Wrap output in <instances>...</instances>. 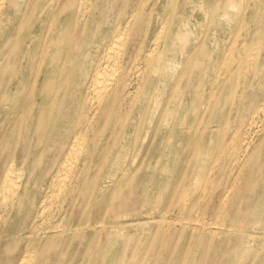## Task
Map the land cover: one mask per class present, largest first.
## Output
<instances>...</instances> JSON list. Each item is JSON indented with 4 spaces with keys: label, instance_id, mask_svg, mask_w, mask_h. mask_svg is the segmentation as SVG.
I'll return each mask as SVG.
<instances>
[{
    "label": "bare ground",
    "instance_id": "1",
    "mask_svg": "<svg viewBox=\"0 0 264 264\" xmlns=\"http://www.w3.org/2000/svg\"><path fill=\"white\" fill-rule=\"evenodd\" d=\"M111 1L116 9L112 23L99 29L97 22L103 27L101 16ZM143 7L134 0H0V264H157L166 254L173 264H183L184 253L173 243L149 244L148 236L168 238L186 229L196 233L201 220L183 218L179 207L172 210L171 218L148 206L142 211L134 198L139 186L145 198L151 196L149 176L155 153L144 142L158 115L166 119L159 127L165 128L163 136L168 140L162 171L173 169L177 152L171 119L177 110L173 95L180 77L174 78L179 60L173 46L182 31L165 16L153 17L151 22ZM234 7L229 0V61L237 52L242 56L249 29L255 33L249 24L230 20ZM222 27L227 32V26ZM91 29L112 33L90 50L85 42ZM257 31L264 48V26ZM143 32L155 33L147 39L145 68L135 46L139 37L133 35ZM161 42L164 50L173 48V53L161 50L155 55ZM252 57L260 59L261 53ZM230 65L223 58V69L212 75L208 107L223 90L227 100L233 96L237 87L229 81ZM260 72L257 91L245 95L241 120L230 126L235 131L229 137V152L238 154L236 161L244 160L238 163L240 183L227 189L226 198L247 191L246 187L264 193V169L262 175L259 171L256 178L251 176L256 162L264 160V70ZM138 98L143 109L132 118L136 122L130 119L138 124L124 133ZM207 120L206 129L212 123ZM62 122L66 132L48 152L51 128ZM33 124L42 129L37 135L40 142L49 139L39 152L40 160L49 161L40 178L44 190L33 186L34 167L29 161H37L38 156L20 150ZM142 127L146 133L138 149L137 129ZM156 158L161 159L159 153ZM37 192L44 193L31 198ZM252 205L253 222L247 225L259 231L253 236L245 229L248 233L242 237L250 254L247 264H264V195ZM158 218L167 223L150 232ZM212 224L206 223L211 235L223 233L226 240L231 234L229 228ZM194 246L190 264H203V253L199 260L197 243ZM143 249L142 256L152 257L150 262L135 258ZM226 249L233 262L234 249L229 250L228 244Z\"/></svg>",
    "mask_w": 264,
    "mask_h": 264
},
{
    "label": "rangeland",
    "instance_id": "2",
    "mask_svg": "<svg viewBox=\"0 0 264 264\" xmlns=\"http://www.w3.org/2000/svg\"><path fill=\"white\" fill-rule=\"evenodd\" d=\"M134 1L145 4V7H143L144 12L149 13H144V15L151 14V22L153 17L155 19L157 16H165L170 25L177 23L182 31L180 38L173 46L179 60V67L174 78L180 77L177 93L173 95V104H177V110L171 119V126L175 131L174 136L171 135V137L174 139L175 142L173 143L177 149L176 159L170 172L162 171V160L168 140L163 136L167 134L165 128L159 127V125H163L162 123H166V119H161L162 116L158 115L154 119L153 126H151L144 142V146L148 147L150 145L151 151L155 153L152 158L151 172L153 174L149 176L151 196L145 198L143 188L139 186L134 198L137 200L138 209L142 211L148 206L156 212L161 210L160 214L162 216L170 217L172 216V210L179 207L182 209L183 218L191 219L195 217L201 220V226L196 233L186 229L177 231L175 235H170L168 238L160 234L153 237L152 240L148 236V243L154 245L173 243L177 251L184 253L183 264H190L196 243L199 260L203 253V264H226L228 262L229 264H247L250 254L246 251L248 245L244 243L242 237L248 233L245 229L252 231L251 235L253 236L259 231L258 228L247 225V223L253 222L252 213L254 208H252V203L264 193L258 195L257 191L249 192L248 187H246L247 191H240L231 199L226 198L227 189L234 182L240 183V165L238 163L240 160H244L241 157L238 159L239 161H236L238 154H235L234 151L229 152V137L234 136L235 131L230 126H235L241 120V113L246 107L247 98L245 95L248 92L255 93L257 91L259 78L257 74L264 70V48L258 43L261 31H257L264 26V0H233L236 7L231 11L230 20L235 24L243 22L249 24L251 29L255 30V33L250 29L249 32L247 31L248 43L241 49L242 56H239L237 52L231 61H229V0ZM115 11V5H112L111 1L107 13L101 16L103 27H100V22H97L96 27L99 29L110 27ZM222 26H227V32L224 31L223 28L225 27ZM92 31L93 29H91L85 42V45L90 46V50L95 47L94 45L99 40H102L103 37L107 38L112 33L102 32L101 30L99 32ZM133 35L139 37L135 42V46L136 49H139L142 56L140 57L141 64L145 68L146 65L142 63V58L150 48L147 39L151 40L155 33L143 32ZM242 40L244 41V39ZM161 50L167 52V50H164L162 42L155 55H158ZM171 50H168V55L173 53ZM257 53H261V57L255 60L252 54ZM223 58H226L228 66L229 62L231 63L229 68L232 70V76L229 81L232 84L234 82L237 88L233 89V96L229 100L225 98L226 91L223 90L215 103L208 107L209 103H207L206 98L211 92V78L212 75H215V71L223 69ZM76 77H78V74ZM76 98H73V103L76 102ZM139 99H137L130 112L129 122H126L127 126L122 129V132L125 131L124 133L131 130L132 124H138V122L134 123L136 121L132 118L137 116L140 107L143 109ZM130 119L134 122H131ZM207 119H210L212 123L206 129L205 127L209 124ZM78 121L74 123L76 127L79 125ZM60 124L58 127L51 128L54 133H51L50 140H47L49 144L47 141L40 142L37 135L38 131L41 132L42 129L34 124L28 128L26 138L20 142L22 152L32 157L38 156L37 161H29L34 167V188L37 186L41 188L40 190L45 189L40 178L42 172H44L42 167L49 161L40 160L41 153L39 152L46 143L48 152L55 148L57 144L55 139L59 141L61 135L66 132V123L62 122ZM176 124H178V127ZM47 128L46 131L50 133L49 126ZM117 129L120 130L119 126ZM110 131L111 129L107 128L106 134L110 135ZM137 131L139 132L137 139L139 149L146 133V127L139 128ZM156 153L160 154L161 159L156 158ZM234 161L235 167L232 168ZM136 162H140V158ZM255 165V170L251 175L254 178H256L259 171L262 175L261 170L264 169V160L259 163L256 162ZM259 186L261 189L263 182ZM255 188H257L256 181L255 186L253 184V189ZM37 193L31 195V198H35L36 195L41 197L44 192ZM169 208L170 211L168 212ZM154 221L149 228L150 232L155 226H163L167 223L166 221L165 224L160 222L161 218ZM206 223H213V226H220L224 229L229 228L231 234L226 240L223 233L213 236L211 231L206 228ZM248 238L252 237L248 236ZM208 239H211L212 243L208 242ZM227 244L229 250L234 249L235 251L233 262L226 256ZM256 248L257 246L251 252ZM144 251L146 249L139 251L135 258L137 260L144 258L145 256L141 254ZM144 259L150 262L152 257L148 255ZM157 264H173V262L166 254L161 255Z\"/></svg>",
    "mask_w": 264,
    "mask_h": 264
}]
</instances>
